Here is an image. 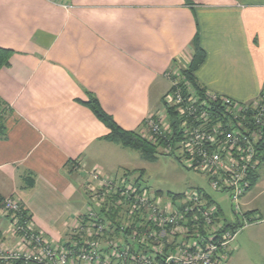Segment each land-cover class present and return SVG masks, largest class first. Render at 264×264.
I'll list each match as a JSON object with an SVG mask.
<instances>
[{"label":"crops","instance_id":"0c3cea01","mask_svg":"<svg viewBox=\"0 0 264 264\" xmlns=\"http://www.w3.org/2000/svg\"><path fill=\"white\" fill-rule=\"evenodd\" d=\"M195 37L205 53L194 73L200 87L239 102L260 94L264 0H0V47L13 50L0 69V198L17 199L50 244L70 242L84 223L87 170H133L115 158L126 148L104 139L107 127L83 102L93 96L120 127L144 132L169 90L164 73L187 68ZM260 164L241 200L257 226ZM254 223L238 231L224 264L264 263L239 256ZM0 239L16 243L8 216Z\"/></svg>","mask_w":264,"mask_h":264},{"label":"built area","instance_id":"2783aa9c","mask_svg":"<svg viewBox=\"0 0 264 264\" xmlns=\"http://www.w3.org/2000/svg\"><path fill=\"white\" fill-rule=\"evenodd\" d=\"M164 76L170 87L162 108L144 118V127L155 139L166 137L173 129L166 108L175 111L180 139L166 152L173 151L186 169L201 173L211 191L227 194L239 227L224 229L219 205L203 188L163 194L150 190L136 174L113 176L91 168L84 183L86 221L75 231L78 237L63 246L47 242L13 196L0 199V218L10 217L17 239L11 246L0 239V264L226 262L238 231L256 220L244 216L241 200L260 164L256 154L264 134V90L252 101L239 102L196 91L182 72Z\"/></svg>","mask_w":264,"mask_h":264},{"label":"rangeland","instance_id":"374dc122","mask_svg":"<svg viewBox=\"0 0 264 264\" xmlns=\"http://www.w3.org/2000/svg\"><path fill=\"white\" fill-rule=\"evenodd\" d=\"M121 150L123 151L120 153L116 152L115 158L120 162H126L128 164V166H126L128 169H142L144 171L143 180L145 181L143 183L147 185L150 190L160 191L166 194L187 192L196 187L203 188L211 193L212 198L222 208L225 218L229 221L233 219L231 202L227 194L221 192L212 193L213 191L209 189L206 179L198 171L186 169L184 165L178 163L173 156L158 155L154 161H149L144 159L138 150L130 148ZM260 167L264 180V158L261 160ZM126 170L127 169H122L121 166V169L119 167H114L111 172L113 173L112 175L115 176L126 172ZM260 201L264 202V196L261 197ZM246 213H248L247 217L256 218L251 212ZM252 221L251 223H255L245 229L241 236L243 242L238 252L240 254L239 256L255 257L256 263H259L262 256H264V230L262 228L264 227V223L257 226L256 224H260V221L255 219ZM237 240L239 241L238 238Z\"/></svg>","mask_w":264,"mask_h":264},{"label":"trees","instance_id":"16d2710c","mask_svg":"<svg viewBox=\"0 0 264 264\" xmlns=\"http://www.w3.org/2000/svg\"><path fill=\"white\" fill-rule=\"evenodd\" d=\"M13 54V50L9 48L0 47V69L7 66L9 63V59L11 55ZM205 58L204 50L200 47L198 43V38L195 37L193 40V53L189 61V65L186 69L182 71V74L187 82L191 84L194 89L200 93H203L205 91L204 88L200 87L198 83L195 80L194 73L198 69V67L203 63ZM264 88L261 90L263 91ZM93 113V115L101 121L108 129V133L104 136V139H106L109 142H112L114 144H117L118 146L122 148H130L135 149L140 152L142 157L149 161H154L158 155H165V156H173L175 160H177L178 163H180V159L178 157L173 155V151L166 152L167 148H172V150L175 149V143L180 139L179 134L177 132L176 128V122L177 117L176 113L172 108H166L167 114L169 117V120L171 121L172 126V132L170 134H167L164 138H158L155 139L153 135L144 127L143 122V128L145 129L144 132H140L138 130H125L122 127H120L112 118L110 114L105 112L103 108L100 106L98 100L93 97L89 96L88 100L83 102ZM5 131V124L4 120L0 115V137L4 135ZM259 147L257 148V154L256 157L259 159V163L264 158V134L259 142ZM140 170H131L128 173L129 174H136L138 175ZM257 171V170H256ZM256 171L252 172L249 176L250 180V187L255 183L257 173ZM138 178L141 179V176L138 175ZM85 185V184H84ZM85 188L86 196L88 197V191ZM173 194V193H172ZM1 199V198H0ZM88 200V198H87ZM219 212H221L220 208L218 207ZM22 213L24 216L30 217L27 212L22 210ZM116 211H111V215L115 216ZM248 213H244V216H248ZM85 216V214L83 215ZM84 219V218H83ZM84 221H86L84 219ZM85 223V222H84ZM83 223V225H84ZM224 229H231L235 230L239 227L238 223H224L223 224ZM130 231V229H126L125 232ZM75 236L71 240H74L78 237V234L74 233ZM68 243V242H67ZM66 243V244H67ZM13 264H22L21 261H15Z\"/></svg>","mask_w":264,"mask_h":264}]
</instances>
